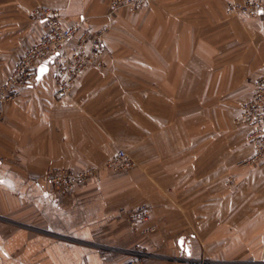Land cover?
I'll use <instances>...</instances> for the list:
<instances>
[{"label": "crops", "instance_id": "crops-1", "mask_svg": "<svg viewBox=\"0 0 264 264\" xmlns=\"http://www.w3.org/2000/svg\"><path fill=\"white\" fill-rule=\"evenodd\" d=\"M0 1L22 15L16 24L22 41L12 47L25 45L28 32L32 41L24 54L42 32L43 23L31 17L36 7L56 8L65 26L84 20L97 32L121 25L124 18L120 13L111 16L114 0ZM170 1L149 0L147 8L154 18L162 12L158 31L178 35L177 41L159 37L146 44L144 56L136 52L137 45L106 38L103 67L84 72L69 98L57 96L51 61L41 63L34 84L4 106L0 264H124L139 248L148 254L141 264H264V164L234 170L236 161L253 155L250 129L228 138L210 173L198 169L197 155L194 173L187 168L166 173L167 187L148 190L157 197L162 194L157 199L134 195L143 191L132 183L133 174L113 176L103 170L66 196L52 193L45 182L54 169H103L119 149L153 161L156 130L163 131V144L157 145L165 160L171 154L166 133L182 122L157 117L152 106L156 100L170 110L171 99L225 97L237 102L232 106L234 119L251 100L264 73V18L228 13L231 3L244 0H178L175 22L165 10ZM10 32L0 29L2 34ZM12 47L0 49V86L24 55L12 62ZM123 47L133 54L120 55ZM200 142L195 140V146ZM145 144L151 148H142ZM186 144L179 141L180 162H186ZM230 179L233 185H226ZM167 193L175 195L169 203L164 202ZM142 204L151 207L152 218L141 228H156L148 236L134 234L119 214L123 207Z\"/></svg>", "mask_w": 264, "mask_h": 264}, {"label": "built area", "instance_id": "built-area-1", "mask_svg": "<svg viewBox=\"0 0 264 264\" xmlns=\"http://www.w3.org/2000/svg\"><path fill=\"white\" fill-rule=\"evenodd\" d=\"M149 0H114L111 5V16L120 11L135 14L148 7ZM230 15H244L251 18H264V0H244L241 3H231L228 6ZM31 17L43 23L38 42L28 50L15 64L11 74L0 88V113L4 106L16 100L22 90L30 87L36 81V71L41 63L51 62L56 68L55 83L57 96L67 99L72 88L81 75L91 68H102V57L105 52V32L92 31L86 27L84 20L65 26L60 21V11L47 7H36ZM251 100L241 105L235 124L238 127L250 128L249 141L254 152L251 158L241 163L244 167L264 164V73L258 81ZM135 163L125 149H119L116 155L107 163V167L123 172L134 168ZM97 169L76 173L69 169H55L48 173L45 182L52 193L66 196L76 187L85 185L97 176ZM120 216L126 219L134 234L148 236L155 232L154 227L142 229V225L150 222L152 209L148 204L135 207H123ZM148 254L143 248L131 252V259L124 264H141Z\"/></svg>", "mask_w": 264, "mask_h": 264}, {"label": "rangeland", "instance_id": "rangeland-1", "mask_svg": "<svg viewBox=\"0 0 264 264\" xmlns=\"http://www.w3.org/2000/svg\"><path fill=\"white\" fill-rule=\"evenodd\" d=\"M165 3L168 4L165 10H167V12L171 11L172 13L170 18L171 21L178 22L179 20L178 11H175L178 9V0H171L170 2H165ZM7 5L8 4H4L3 1L2 2L0 1V27H1L0 29L2 32L4 31L10 32L11 29L10 35L9 33L8 34L0 33V49H3L4 51L10 49V47H12L14 43L16 44L18 42L20 44L23 37V34L20 33L18 30L19 27H17L16 25L18 20H23L22 15H20L19 12L15 11V9L13 10L12 7L11 9H9L10 7H8ZM162 11L164 12V10ZM120 15L124 16V18H122L121 20V25L120 24L116 25L115 23L111 26V28L109 27L110 30L108 29V31L105 32L106 34L104 35L105 40L107 38L112 41L123 42L125 43V45L126 44L137 45L139 47L138 48L139 50H137L136 52L141 51V53L145 56L146 54L145 47L148 42L158 40L159 37L161 38V41L164 37L166 40L171 42L177 41L179 39L178 35H174V34L167 35V34H163L161 31L160 32L158 31L160 30L159 28L161 22L163 21L162 12H159L158 16H156L155 18L152 17L148 8H145L144 10H141L135 14H131L128 11H122L120 12ZM170 19L167 18L166 20H170ZM8 21L10 26H8L7 23ZM22 23H25V21H22ZM3 25L5 27H3ZM219 33L221 34V32ZM208 34L209 35H206L207 39L212 37L210 33ZM27 35H28V39L26 40L25 45H21L16 50H13V47L11 48L12 51H10V57H11L10 59L12 62L15 63L17 59L24 54L23 49L31 45L32 40L30 39L28 32ZM3 37L6 39L4 41H1ZM8 40H10L11 42L10 44L7 43ZM19 44L17 45L19 46ZM27 50H29V48H27L25 51ZM133 52L134 50H129L128 48L123 47V49L120 50L119 54L122 56H128V55H132ZM236 105L237 102L234 103L233 100L231 101L230 99H227L225 97L215 98V99L213 98H207L202 100L199 99V101L198 99L195 100L193 98H183V99L176 98V99H171V107L169 110L165 107L163 103H161V101L159 102L156 100L152 106L155 109V115L157 117L159 116L163 117L165 120H168V118L171 117L172 123L178 118H180L182 122V126H180V128H178V126L176 127L171 126L172 128H170L169 131L170 134L166 133V135L170 136V137L165 136L169 138V142H170L169 147L171 148L170 156L166 154L164 160L159 155L161 154L162 148L158 147L157 142L163 144L161 141H159V138L163 137L162 136L163 131L156 130L155 131L156 144L154 145L155 153L153 156L154 157L153 161L151 160L150 157H148L149 159H147V156L145 154L143 155V154L133 153L132 155L127 151L135 163L134 168H132L131 170L117 172L108 168L107 164L103 169L97 167H91V169L98 170L96 178L99 177L100 173H102L103 170L107 173H111L113 176L118 174H122L119 176H125V175L127 176L133 174L134 179L132 183L137 184L138 191H143V193L141 194H134V195H138V197L142 199L143 197H146L145 201H147L148 197L153 198V196L155 197V199H157L160 195L162 196V194H158L157 197V195H155L152 192H148V190L154 187V189H156L157 191H161L160 189L162 187L163 188L167 187L169 181L168 178L165 177L166 173H173V172L178 173L179 170L183 168H187L188 173H194L193 167L195 164L194 161L196 160L195 155L198 156V161H197L198 162L197 165H199L198 169L200 168L203 171V173H210L212 168L215 167L216 165V158H214L215 155L217 154L221 155L223 152L222 150L225 151V149L228 146L227 144L228 138L231 137L237 138L239 133L243 132L245 129L242 127L240 128L235 124V119H234L235 113L233 114L232 112H234L233 110L235 109L234 107H236ZM232 106H234L233 107L234 109H232ZM214 109H219L218 110L219 112L217 111L218 113L217 112L215 113ZM200 123L202 124V126L200 125ZM145 139L146 138H144V140ZM198 139H201L202 142H200L201 143L200 145L195 146V140ZM184 140H186L187 151L189 153L186 155V162L185 161L180 162L178 160V150L180 149L179 141L183 143ZM142 148L149 149L151 147L145 144V146L144 147L142 146ZM160 148L161 150L158 151V149ZM166 156H167V160H166ZM242 162L244 161L243 160L236 161L234 165L235 172L242 171L248 168L242 166L241 165ZM218 163L220 167L221 160H219ZM59 169L62 170L65 168H59ZM88 169L89 168H86L81 171H76V173H81ZM190 169L191 172L189 171ZM214 169H216V167ZM72 171L75 172V170ZM232 180L233 179L226 181V185H230V186L233 185ZM163 196H165L164 202L167 203L171 202L172 199L175 197V195L169 193Z\"/></svg>", "mask_w": 264, "mask_h": 264}, {"label": "trees", "instance_id": "trees-1", "mask_svg": "<svg viewBox=\"0 0 264 264\" xmlns=\"http://www.w3.org/2000/svg\"><path fill=\"white\" fill-rule=\"evenodd\" d=\"M120 12H122V11H120ZM119 12V13H120ZM118 14V13H117ZM37 22V21H36ZM37 23H40L41 25H42V23L41 22H37ZM39 37H40V35H39ZM38 40H39V38H38ZM38 40L34 43V45L38 42ZM105 42H106V40H105ZM34 45H32V47L34 46ZM105 47H106V43H105ZM246 129H250V128H246ZM119 175H122V174H118V175H114V176H119Z\"/></svg>", "mask_w": 264, "mask_h": 264}, {"label": "snow or ice", "instance_id": "snow-or-ice-1", "mask_svg": "<svg viewBox=\"0 0 264 264\" xmlns=\"http://www.w3.org/2000/svg\"><path fill=\"white\" fill-rule=\"evenodd\" d=\"M181 246L183 247V242H181Z\"/></svg>", "mask_w": 264, "mask_h": 264}]
</instances>
